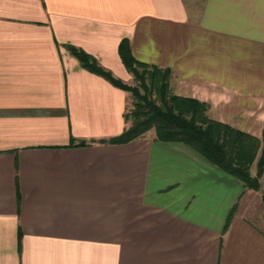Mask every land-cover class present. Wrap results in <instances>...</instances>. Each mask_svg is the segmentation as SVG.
<instances>
[{
    "label": "crops",
    "instance_id": "0c3cea01",
    "mask_svg": "<svg viewBox=\"0 0 264 264\" xmlns=\"http://www.w3.org/2000/svg\"><path fill=\"white\" fill-rule=\"evenodd\" d=\"M123 38L262 138L264 0H0V264H264V192L154 132L99 142L130 96L67 46L130 84Z\"/></svg>",
    "mask_w": 264,
    "mask_h": 264
},
{
    "label": "trees",
    "instance_id": "16d2710c",
    "mask_svg": "<svg viewBox=\"0 0 264 264\" xmlns=\"http://www.w3.org/2000/svg\"><path fill=\"white\" fill-rule=\"evenodd\" d=\"M80 65L126 90L132 108L124 113L127 124L117 136L100 143L120 144L142 137L153 129L155 140L183 143L219 169L242 180L249 189H260L264 174V129L259 139L229 124L211 119L208 104L196 98L171 92V70L139 61L131 53L129 40L121 39L118 54L134 85L127 84L104 69L96 58L82 49L67 46ZM81 142V145H85ZM257 159V173L250 169Z\"/></svg>",
    "mask_w": 264,
    "mask_h": 264
},
{
    "label": "rangeland",
    "instance_id": "374dc122",
    "mask_svg": "<svg viewBox=\"0 0 264 264\" xmlns=\"http://www.w3.org/2000/svg\"><path fill=\"white\" fill-rule=\"evenodd\" d=\"M135 84V81L133 80V82L132 83H130V85H134ZM132 108V101H131V99L129 100V103H128V105H127V111H129L130 109ZM207 111H208V109H207ZM207 115H208V113H207ZM149 132H154V130L153 129H151V130H149V131H147V132H145V134H147V133H149ZM257 160V159H256ZM256 175V174H255ZM264 175V174H263ZM260 189L259 190H261L262 192H264V180L263 179H261V177H260ZM244 184V183H243ZM249 189V188H248ZM257 191V190H256ZM263 225H264V221H263Z\"/></svg>",
    "mask_w": 264,
    "mask_h": 264
}]
</instances>
